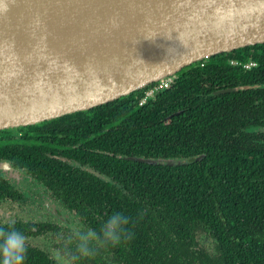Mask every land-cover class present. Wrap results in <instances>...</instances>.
Wrapping results in <instances>:
<instances>
[{"label": "trees", "instance_id": "trees-1", "mask_svg": "<svg viewBox=\"0 0 264 264\" xmlns=\"http://www.w3.org/2000/svg\"><path fill=\"white\" fill-rule=\"evenodd\" d=\"M167 79L170 87L141 105ZM15 129L0 131L1 142L20 141L0 145V161L49 185L80 219L78 228L123 211L133 231L120 247L78 260L67 229L62 252L27 247L25 264H60L56 254L68 257L65 264H264V43L207 56L93 109Z\"/></svg>", "mask_w": 264, "mask_h": 264}, {"label": "water", "instance_id": "water-1", "mask_svg": "<svg viewBox=\"0 0 264 264\" xmlns=\"http://www.w3.org/2000/svg\"><path fill=\"white\" fill-rule=\"evenodd\" d=\"M262 43L264 0H3L0 131L93 109L207 56ZM0 172L20 176L7 161Z\"/></svg>", "mask_w": 264, "mask_h": 264}, {"label": "flooded vegetation", "instance_id": "flooded-vegetation-1", "mask_svg": "<svg viewBox=\"0 0 264 264\" xmlns=\"http://www.w3.org/2000/svg\"><path fill=\"white\" fill-rule=\"evenodd\" d=\"M18 143L20 141L15 139L12 142L0 141V145L3 146ZM50 157L60 162L67 161V159L57 155ZM70 164L81 167L75 162H70ZM4 190L8 193H4ZM59 199L58 194L49 185L40 184L24 172H21L19 178L16 179H9L0 172V228L14 227L18 229L16 224L23 222L30 228L22 231L27 238L28 248H40L50 253H53L54 248H56L57 252H62L59 247L61 241L65 240L67 229L78 228L77 224H79L80 219L76 217L75 212L64 208ZM37 230L45 232L36 236ZM52 257L60 264L63 260H65L63 262L65 264L68 259L64 254H56Z\"/></svg>", "mask_w": 264, "mask_h": 264}, {"label": "clouds", "instance_id": "clouds-1", "mask_svg": "<svg viewBox=\"0 0 264 264\" xmlns=\"http://www.w3.org/2000/svg\"><path fill=\"white\" fill-rule=\"evenodd\" d=\"M3 10H7L6 4ZM132 236L129 216L123 211H112L96 227L74 228L68 244L76 259L92 260L103 250L120 247ZM26 239L25 234L14 227L0 228V264H25Z\"/></svg>", "mask_w": 264, "mask_h": 264}, {"label": "built area", "instance_id": "built-area-1", "mask_svg": "<svg viewBox=\"0 0 264 264\" xmlns=\"http://www.w3.org/2000/svg\"><path fill=\"white\" fill-rule=\"evenodd\" d=\"M231 65L235 66V67L242 66L245 70H251V69L257 67V63H254L253 61H251L247 64H243L239 61H231ZM171 83H172V80L167 79L163 83H161V84L157 85L156 87H154L153 89H151L149 92L146 93L144 100L141 101V105H144L147 100L153 98L155 95L162 92V90L170 87Z\"/></svg>", "mask_w": 264, "mask_h": 264}, {"label": "rangeland", "instance_id": "rangeland-1", "mask_svg": "<svg viewBox=\"0 0 264 264\" xmlns=\"http://www.w3.org/2000/svg\"><path fill=\"white\" fill-rule=\"evenodd\" d=\"M16 131L18 130V129H15ZM46 240H47V238H45Z\"/></svg>", "mask_w": 264, "mask_h": 264}]
</instances>
